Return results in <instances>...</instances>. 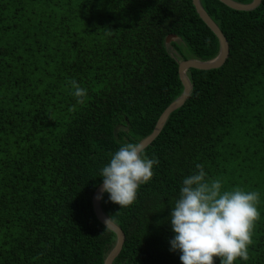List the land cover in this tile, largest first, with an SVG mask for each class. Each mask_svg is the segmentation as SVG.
I'll list each match as a JSON object with an SVG mask.
<instances>
[{"label": "trees", "instance_id": "16d2710c", "mask_svg": "<svg viewBox=\"0 0 264 264\" xmlns=\"http://www.w3.org/2000/svg\"><path fill=\"white\" fill-rule=\"evenodd\" d=\"M201 3L229 58L189 71L191 96L146 148L159 164L135 201L104 194L125 234L113 264H182L168 217L197 163L225 188L260 193L248 259L235 264H264V0L253 11ZM170 35L183 60L220 52L193 0H0V264H105L117 235L94 211L99 172L182 95ZM73 80L88 90L83 103Z\"/></svg>", "mask_w": 264, "mask_h": 264}, {"label": "clouds", "instance_id": "9594fccd", "mask_svg": "<svg viewBox=\"0 0 264 264\" xmlns=\"http://www.w3.org/2000/svg\"><path fill=\"white\" fill-rule=\"evenodd\" d=\"M72 95L83 103L88 90L73 80ZM159 158L146 154L141 141L122 144L100 169L102 182L96 199L108 200L121 207L135 201L138 189L153 176ZM260 193L240 186L225 188L220 178H213L203 163L183 178L179 196L171 203L168 220L174 233L170 251L178 252L182 264H235L248 259L252 228L260 216ZM110 229L112 216L105 218ZM105 230V231H106Z\"/></svg>", "mask_w": 264, "mask_h": 264}, {"label": "water", "instance_id": "95a60500", "mask_svg": "<svg viewBox=\"0 0 264 264\" xmlns=\"http://www.w3.org/2000/svg\"><path fill=\"white\" fill-rule=\"evenodd\" d=\"M222 3L226 4L230 8L238 11H253L256 8H258L262 2V0H253L249 4L240 3L234 0H220ZM193 3L196 7L197 13L199 14L200 18L207 24V26L215 33V35L218 37L220 42V52L212 60L209 61H201L199 59H188V60H179L169 49V46L173 43L181 42V39L178 36L170 35L166 38V47L172 54V56L179 62V74L180 78L182 80L184 91L182 95L176 99L173 103H171L168 108L164 111L162 116L159 118L157 125L153 131V133L148 136L146 139L141 141L146 148H148L161 134L163 128L165 127L168 119L170 116L177 111L178 109L182 108L186 101L190 98L193 84L189 78V71L191 69H197V70H214L221 68L227 59L229 58L230 54V47L227 38L221 31L220 27L217 25V23L211 18V16L207 13V11L204 9L201 0H193ZM173 47V45H172ZM99 191V188L96 190L94 195V211L101 223H104L105 218L108 216L104 213L102 209L101 200L96 199L97 193ZM110 230L116 233L117 235V241L115 243V246L113 249L109 252L108 256L106 257L105 264H113L116 258L120 255L124 243H125V234L123 230L114 222L112 223Z\"/></svg>", "mask_w": 264, "mask_h": 264}, {"label": "rangeland", "instance_id": "374dc122", "mask_svg": "<svg viewBox=\"0 0 264 264\" xmlns=\"http://www.w3.org/2000/svg\"><path fill=\"white\" fill-rule=\"evenodd\" d=\"M177 44H181V42L179 41ZM179 47V46H178ZM169 49H170V51L179 59V60H183V59H181V56L178 54V52L174 49V47H172V45H170L169 46ZM179 49H181V51H182V48L181 47H179ZM99 188V187H98ZM97 188V189H98Z\"/></svg>", "mask_w": 264, "mask_h": 264}]
</instances>
